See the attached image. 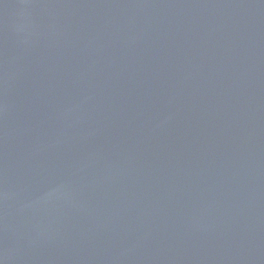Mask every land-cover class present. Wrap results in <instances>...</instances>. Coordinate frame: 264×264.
I'll return each mask as SVG.
<instances>
[{
  "label": "water",
  "instance_id": "95a60500",
  "mask_svg": "<svg viewBox=\"0 0 264 264\" xmlns=\"http://www.w3.org/2000/svg\"><path fill=\"white\" fill-rule=\"evenodd\" d=\"M0 264H264V0H0Z\"/></svg>",
  "mask_w": 264,
  "mask_h": 264
}]
</instances>
